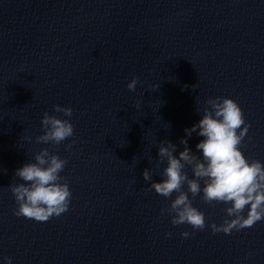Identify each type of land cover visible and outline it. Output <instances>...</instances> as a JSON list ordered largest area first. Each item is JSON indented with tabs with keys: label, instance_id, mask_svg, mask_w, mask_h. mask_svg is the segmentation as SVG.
Returning a JSON list of instances; mask_svg holds the SVG:
<instances>
[{
	"label": "clouds",
	"instance_id": "1",
	"mask_svg": "<svg viewBox=\"0 0 264 264\" xmlns=\"http://www.w3.org/2000/svg\"><path fill=\"white\" fill-rule=\"evenodd\" d=\"M137 83L138 77H134L127 88L135 91ZM192 87L195 90L197 85ZM153 88L157 90L159 85ZM205 104L199 122L185 129L186 137H191L195 132L204 138L196 145L202 156L192 153L187 138L180 141L184 150L179 152L178 157L174 155L177 145L162 141L156 159L157 166L166 161L167 166L160 173L162 179L153 181L150 169H145L142 175L146 182L151 181L150 189L165 199L177 193L170 205L161 209V215L171 216L173 226L187 224L194 230H204L208 226L213 234L223 232L230 235L233 230L251 228L264 219V163L250 161L241 151L240 146L250 125L245 122L238 103L230 97L217 96L207 99ZM53 110L68 118L73 115L71 107L57 104ZM41 125L44 133L36 137L37 143L59 145L75 134L70 119L47 112L43 114ZM28 139L31 140V137ZM65 147L70 150L72 145ZM34 161L16 170L15 177L23 182L9 186L17 204L13 212L17 217L46 222L69 210L72 192L69 183L60 175L68 160L50 153L48 148H42L34 155ZM186 166H190L192 178L184 171ZM184 185H187V191ZM189 193L192 198L202 193L203 202L212 207L219 203L229 205L224 209L227 215L223 222L207 225L205 214L193 206ZM166 235L171 236L172 233ZM189 235L191 233L187 231L181 233L185 238ZM5 260L11 264V257H5Z\"/></svg>",
	"mask_w": 264,
	"mask_h": 264
}]
</instances>
